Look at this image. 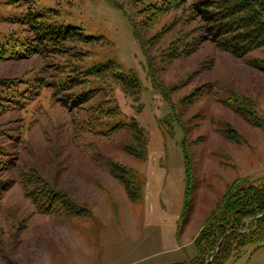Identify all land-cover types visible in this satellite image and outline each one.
I'll list each match as a JSON object with an SVG mask.
<instances>
[{
  "label": "rangeland",
  "instance_id": "rangeland-1",
  "mask_svg": "<svg viewBox=\"0 0 264 264\" xmlns=\"http://www.w3.org/2000/svg\"><path fill=\"white\" fill-rule=\"evenodd\" d=\"M133 1L0 0V46L32 40L25 24L28 14L33 7L50 9L57 25L79 27L98 38L66 46L72 48L70 56L75 50L89 51V58L75 66L85 69L113 62L140 85L133 98L111 81L91 79L81 86L79 90L85 91L105 87L110 106L116 104L121 113L114 120L96 121L86 109L102 100L101 91L72 109L51 97L53 84L73 62L67 53L46 51L23 58L14 54V59L0 61V91L11 98L13 90L2 86L7 89L15 82L28 93L1 103L0 148L17 167L34 166L58 191L86 208L81 217L42 216L18 183L13 185L0 201V264L169 263L174 254L157 256L159 223L168 222L167 215L178 216L179 226L189 199L188 221L181 224L179 234L186 241L215 211L228 186L257 183L264 177V129L252 127L232 109L236 106L232 99L238 97L248 115L254 104L253 112L264 121V75L207 41L186 57L166 61L167 48H186L178 38L185 42L195 37L186 36L198 22L190 19L186 4L170 11L149 33L135 34L130 23ZM163 30V36L153 38ZM164 88H173L168 100L161 93ZM132 118L146 138L143 158L123 151L131 140L127 130L109 136L99 133H104L105 123L114 126ZM232 130L242 145L231 138ZM108 158L126 166L136 198L131 200L110 175ZM150 165L156 170L152 179ZM15 171L4 178L16 179ZM148 192L161 212L155 211ZM196 252L192 245L180 256L186 261ZM143 254L149 255L145 262ZM224 264H264V227L260 237L233 251Z\"/></svg>",
  "mask_w": 264,
  "mask_h": 264
},
{
  "label": "trees",
  "instance_id": "trees-1",
  "mask_svg": "<svg viewBox=\"0 0 264 264\" xmlns=\"http://www.w3.org/2000/svg\"><path fill=\"white\" fill-rule=\"evenodd\" d=\"M186 4L190 19L198 22L197 27L191 30L186 37L196 35V38H190L185 42L178 38L177 42L187 47L179 48L177 45L174 48H167L163 56L166 61L186 57L195 50L196 45L207 41L233 58L244 59L248 67L264 75V0H134L132 7L134 15L130 19L132 30L135 34L149 33L170 11L180 9ZM32 10L27 16V21L25 20V24L33 34L32 40L25 44L14 41L12 44L8 42L5 47L1 45L0 61L14 59V54H19L23 58L24 55L46 51L67 53L73 62L66 72L61 73L62 79L57 84H53L55 92L51 96L52 99L56 98L63 107L67 105L72 109L90 102L101 91L104 94L102 100L95 102L94 106L89 105L86 110H92L91 113L96 121L102 118L114 120L121 113L116 104L113 103L115 106H110L112 99L107 97L105 87L100 86L102 90L99 91L94 88L86 91L79 89L83 85L90 84L91 79L100 80V82L111 81L113 85L119 86L126 95L133 98L140 93L138 82L134 77L122 72L121 68L113 62L85 69L75 66L74 63H82L89 58V51L79 52L73 48L75 52L70 56L69 51L72 48H66V46L75 43L88 44L98 38L85 35L83 29L79 27L57 25L55 19L51 20L50 9L33 7ZM165 32L166 30H163L153 38H160ZM173 43L176 42L173 41ZM59 46L64 48H59ZM19 49H22V52H19ZM257 51L263 53L261 57L251 56ZM17 85L18 83L11 82L6 85L7 89L2 86L7 92L12 89L13 95L10 98L6 92L0 91V105L2 102H14V99L19 97V93L28 94H23L22 91L25 89L19 90L16 88ZM173 88H164L161 91L167 100ZM17 90L19 92H16ZM62 93L65 94L61 95ZM236 95L234 94L233 97ZM232 101L236 104L232 106V109L249 125L264 129V125L259 122L261 119L256 116V112H253L256 109L254 104H250L252 111L248 115L244 111L245 106L242 100L235 97ZM261 121L264 123L263 120ZM104 125V133H99L105 136L127 130L131 140L124 144L123 151L133 157H145L146 138L134 118L130 119L129 123L119 122L114 126H108L109 124L105 123ZM232 133L234 136L231 138L242 145L233 130ZM133 152L136 154L134 155ZM106 165L110 175L121 182L130 199L136 198L132 181L126 178V166L114 162L111 158L107 159ZM11 169H16V179L4 178V174ZM262 178L257 183L228 186L217 203L215 211L209 215L193 239L192 245L196 248V255L186 261L170 264H206L207 262L208 264H224L229 260L233 251L239 250L260 237L264 227V177ZM17 183L24 197L30 201L39 215L81 217L86 213L85 207L79 206L73 200L68 199L65 193L58 191L54 183L46 180L34 166L17 167L16 160H13L6 150L3 151L0 148V201L4 193ZM190 208L191 203L189 199H186L184 211L176 229L177 239L180 228L188 221ZM216 247L215 256L209 261Z\"/></svg>",
  "mask_w": 264,
  "mask_h": 264
},
{
  "label": "crops",
  "instance_id": "crops-1",
  "mask_svg": "<svg viewBox=\"0 0 264 264\" xmlns=\"http://www.w3.org/2000/svg\"><path fill=\"white\" fill-rule=\"evenodd\" d=\"M154 167L155 166L150 165V176L148 175L149 179L150 178L152 179L154 177L153 175H155L156 170ZM146 196H149L150 199H151V196H153L151 203H153L156 206V210L155 209L154 210L157 212H161L159 207L156 205L157 204L156 201H154V198H155L154 195L148 192ZM167 216L169 217V219L171 218L168 222L159 223L160 224L159 236H160L161 249L159 252L160 254L158 253L157 256L168 255V254H174V256H172V258L170 259L171 261L169 263L161 261L157 264H170V263H175V262H182L184 257L180 256V252L184 251L187 247L192 246L193 239L196 237V235L200 231V228L202 227L201 225L197 233L193 237H189V239H187L186 241H184L183 238H181L182 234L177 239L176 238L177 225H175V223H178V216L176 215H173V217H170V215H167ZM144 256H146V254H143L140 256L142 257L141 261L143 262L148 260L146 258L149 257V255H147L146 257ZM134 263L135 262L131 264H134Z\"/></svg>",
  "mask_w": 264,
  "mask_h": 264
},
{
  "label": "water",
  "instance_id": "water-1",
  "mask_svg": "<svg viewBox=\"0 0 264 264\" xmlns=\"http://www.w3.org/2000/svg\"><path fill=\"white\" fill-rule=\"evenodd\" d=\"M218 244H219V242H218ZM218 244H217V247H218ZM217 247H216V249L214 250V252H213V254H212V257H211V259H210L209 261H211L212 258L215 256V253H216V251H217ZM206 264H208V262H207Z\"/></svg>",
  "mask_w": 264,
  "mask_h": 264
}]
</instances>
